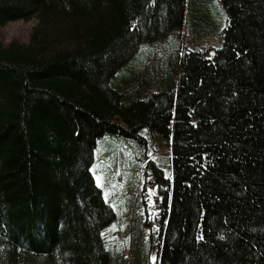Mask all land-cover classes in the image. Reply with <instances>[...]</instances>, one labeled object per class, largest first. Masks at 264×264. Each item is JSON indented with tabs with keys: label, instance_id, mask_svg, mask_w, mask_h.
<instances>
[{
	"label": "trees",
	"instance_id": "1",
	"mask_svg": "<svg viewBox=\"0 0 264 264\" xmlns=\"http://www.w3.org/2000/svg\"><path fill=\"white\" fill-rule=\"evenodd\" d=\"M189 1L220 47L172 55L188 0H0V29L37 21L0 41V264H109L96 149L146 132L173 148L144 173L159 264H264V0Z\"/></svg>",
	"mask_w": 264,
	"mask_h": 264
},
{
	"label": "rangeland",
	"instance_id": "2",
	"mask_svg": "<svg viewBox=\"0 0 264 264\" xmlns=\"http://www.w3.org/2000/svg\"><path fill=\"white\" fill-rule=\"evenodd\" d=\"M212 3L217 6L216 1L212 0ZM189 12L190 1L188 0L183 39L181 44L174 41L170 45V49L173 50L172 55H176L180 48L185 50L209 45L220 47L219 34L221 30L209 32L202 37L197 36L201 30L196 33L188 32L186 28ZM36 25L37 21L34 19L29 22L9 23L0 29V41L5 44H10L13 41L28 43ZM201 29L203 30L205 27L202 26ZM170 39L152 46L146 45L144 48L150 47V49L160 50L159 55L162 57L161 48L168 46ZM173 57L172 61L174 60ZM161 71L163 70L161 69ZM161 75L163 76L164 73ZM143 146L145 152L141 155L139 148ZM172 153L171 141L159 136H151L148 132L137 141L121 136L100 140L92 171L106 201L116 212L115 220L103 232L105 244L110 254L109 264H159L157 252L147 247L150 235V230L146 226L147 204L149 206L148 211L155 209L156 192L154 190L155 194L150 195V190L153 189L147 188V197L143 194L146 179L144 173L145 167H149V161H153L163 169L167 177H170ZM140 164H143L142 171ZM150 168L149 171L153 172ZM141 173H143V177L138 178ZM120 177L123 179L119 181ZM153 256L156 257L155 262L152 259Z\"/></svg>",
	"mask_w": 264,
	"mask_h": 264
},
{
	"label": "snow or ice",
	"instance_id": "3",
	"mask_svg": "<svg viewBox=\"0 0 264 264\" xmlns=\"http://www.w3.org/2000/svg\"><path fill=\"white\" fill-rule=\"evenodd\" d=\"M155 193H154V190H150V195H154ZM199 239H203V236H200L199 237ZM153 261L155 262V260H156V257L155 256H153Z\"/></svg>",
	"mask_w": 264,
	"mask_h": 264
}]
</instances>
